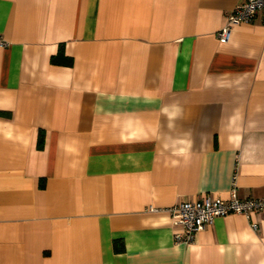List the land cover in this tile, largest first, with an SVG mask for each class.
Listing matches in <instances>:
<instances>
[{
	"label": "crops",
	"instance_id": "1",
	"mask_svg": "<svg viewBox=\"0 0 264 264\" xmlns=\"http://www.w3.org/2000/svg\"><path fill=\"white\" fill-rule=\"evenodd\" d=\"M242 2L0 0V264H264V212L181 244L167 211L264 198V18L217 39Z\"/></svg>",
	"mask_w": 264,
	"mask_h": 264
},
{
	"label": "built area",
	"instance_id": "2",
	"mask_svg": "<svg viewBox=\"0 0 264 264\" xmlns=\"http://www.w3.org/2000/svg\"><path fill=\"white\" fill-rule=\"evenodd\" d=\"M257 14L264 18V0H244L226 15L223 26L217 32L218 41L228 42L234 26L251 22ZM4 44L0 39V45ZM167 211L172 225L179 230L173 235L175 242L190 244L196 234L204 230L216 217L230 214L249 216L264 212V198L240 199L234 188L227 200L202 196L192 201H181ZM252 228L256 229L257 225L253 223Z\"/></svg>",
	"mask_w": 264,
	"mask_h": 264
},
{
	"label": "trees",
	"instance_id": "3",
	"mask_svg": "<svg viewBox=\"0 0 264 264\" xmlns=\"http://www.w3.org/2000/svg\"><path fill=\"white\" fill-rule=\"evenodd\" d=\"M53 63L56 64H63V65H70L71 60L68 58H64L61 53H59L57 56L52 57L51 60ZM43 144V134L39 133L38 140H37V148L41 149Z\"/></svg>",
	"mask_w": 264,
	"mask_h": 264
}]
</instances>
